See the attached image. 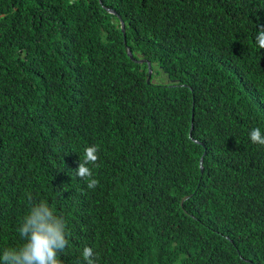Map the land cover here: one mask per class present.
Wrapping results in <instances>:
<instances>
[{
	"label": "trees",
	"instance_id": "obj_1",
	"mask_svg": "<svg viewBox=\"0 0 264 264\" xmlns=\"http://www.w3.org/2000/svg\"><path fill=\"white\" fill-rule=\"evenodd\" d=\"M261 28L264 0H0V256L46 200L62 264L84 247L96 264L128 247L136 264H264Z\"/></svg>",
	"mask_w": 264,
	"mask_h": 264
},
{
	"label": "clouds",
	"instance_id": "obj_2",
	"mask_svg": "<svg viewBox=\"0 0 264 264\" xmlns=\"http://www.w3.org/2000/svg\"><path fill=\"white\" fill-rule=\"evenodd\" d=\"M255 42L260 49H264V28L258 31ZM249 139L252 144L264 146V133L260 128L251 129ZM98 160V146H88L84 149L75 171L76 177L85 181L88 189H95L99 184L92 170L97 166ZM6 165L12 166L10 163ZM3 176L5 178L15 177L16 172L4 171ZM3 182L9 184L13 191L17 190V182ZM17 231L24 243L19 248L4 249L0 256V264H62L60 253L68 245L66 220L62 215H58L46 200L31 204L29 212L23 217ZM131 251L128 247L123 256L114 254V257H120L114 262L116 264H136L137 260L128 256ZM94 256L92 248H83L82 257L86 264H96Z\"/></svg>",
	"mask_w": 264,
	"mask_h": 264
},
{
	"label": "water",
	"instance_id": "obj_3",
	"mask_svg": "<svg viewBox=\"0 0 264 264\" xmlns=\"http://www.w3.org/2000/svg\"><path fill=\"white\" fill-rule=\"evenodd\" d=\"M107 11L109 12V14L114 15V11L109 10V9H107ZM119 22H120L121 31H122V33L124 35V33H125L124 24H123V22L121 20H119ZM127 55H128V58L130 59V61H132L133 63H135L137 65L144 64V63L148 62V61H145V60H134V58H133L132 54L130 53V51H127ZM149 68H150L149 82L152 83L155 70H154L153 64L151 62H149ZM193 128H194V125H193ZM202 162H203V159L201 160V168H202V171H203Z\"/></svg>",
	"mask_w": 264,
	"mask_h": 264
},
{
	"label": "rangeland",
	"instance_id": "obj_4",
	"mask_svg": "<svg viewBox=\"0 0 264 264\" xmlns=\"http://www.w3.org/2000/svg\"><path fill=\"white\" fill-rule=\"evenodd\" d=\"M154 81L156 83H167L169 82V79L166 75L162 74H157V76L155 77Z\"/></svg>",
	"mask_w": 264,
	"mask_h": 264
}]
</instances>
